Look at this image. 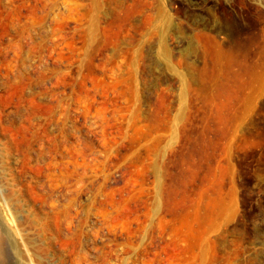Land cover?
I'll use <instances>...</instances> for the list:
<instances>
[{
    "label": "rangeland",
    "instance_id": "rangeland-1",
    "mask_svg": "<svg viewBox=\"0 0 264 264\" xmlns=\"http://www.w3.org/2000/svg\"><path fill=\"white\" fill-rule=\"evenodd\" d=\"M0 264H264V0H0Z\"/></svg>",
    "mask_w": 264,
    "mask_h": 264
},
{
    "label": "bare ground",
    "instance_id": "bare-ground-1",
    "mask_svg": "<svg viewBox=\"0 0 264 264\" xmlns=\"http://www.w3.org/2000/svg\"><path fill=\"white\" fill-rule=\"evenodd\" d=\"M0 242H2V239L0 238Z\"/></svg>",
    "mask_w": 264,
    "mask_h": 264
}]
</instances>
